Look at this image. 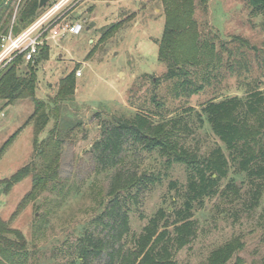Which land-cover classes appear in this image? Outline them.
Returning <instances> with one entry per match:
<instances>
[{
    "label": "rangeland",
    "instance_id": "obj_1",
    "mask_svg": "<svg viewBox=\"0 0 264 264\" xmlns=\"http://www.w3.org/2000/svg\"><path fill=\"white\" fill-rule=\"evenodd\" d=\"M18 2L10 26L15 21ZM57 3L58 9L42 26L43 42L50 50L47 59L35 64V94L49 101L61 78L73 69L81 74L75 77L74 95L60 103L56 117L54 137L60 141L54 177L11 220V214L31 189L32 175L8 191L3 190L1 181L30 161L42 170L46 160L34 154L33 125H25L33 111L32 100L23 98L5 104L0 99V147L16 133L0 155V218L23 234L29 253L27 264H68L75 256L77 239L86 230L103 237L111 234L104 224L93 221L106 202L113 169H102L92 151L102 122L111 115L132 117L150 108L152 93L164 102L168 117L192 107L187 118L191 130L182 134V140L204 155L216 145L223 150L224 146L202 114L199 124L195 111L200 110V105L214 97L243 96L248 87L264 90V16L253 13L247 0H192L198 43L190 76L196 82L206 78L203 89L193 95L179 91L175 79L163 77L166 65L157 57V41L165 18L161 0H48L39 17ZM72 22L81 23L79 34L61 31L58 37L51 35V30ZM115 22H121L119 29L101 41L102 30ZM232 36L245 38L256 49L240 47L231 41ZM12 59L0 63V70ZM19 66V74L28 72L22 58ZM53 122L49 121L39 139L48 135ZM125 147L128 150L122 153L119 163L123 168L138 172L162 169V159L156 154L134 150L130 142ZM169 180L185 183L183 165L173 164L162 181L142 193L138 204L130 207L131 232L138 233L158 208L171 210L175 193L168 188ZM229 180L243 192L244 175L231 166L219 193L194 209L196 234L174 252L177 264H200L211 250L229 240L242 245L226 264H264V188L258 206L247 209L245 194L242 203L240 197L224 189ZM119 244L129 247V236L114 247ZM105 260L103 253L90 264H103Z\"/></svg>",
    "mask_w": 264,
    "mask_h": 264
},
{
    "label": "trees",
    "instance_id": "obj_2",
    "mask_svg": "<svg viewBox=\"0 0 264 264\" xmlns=\"http://www.w3.org/2000/svg\"><path fill=\"white\" fill-rule=\"evenodd\" d=\"M161 1L165 5V18L162 35L157 41V57L166 65L163 77L166 80L175 79L177 88L184 94H196L203 89L206 78L196 82L190 76L189 67L196 59L198 43V33L192 19V0ZM207 1L201 0L202 3ZM247 2L253 13L264 16V0ZM15 3L16 0H0V38L9 32V27L11 33L17 35L41 13L39 0H19L15 21L10 26ZM120 25L121 22H115L105 27L101 41L116 32ZM231 41L237 42L240 47L256 49L240 36H232ZM49 50V46L43 42L38 53L26 62V74H19L21 55H17L0 70V99L5 104L23 98L32 100L33 111L25 125H33L34 154L46 160L42 170H37L30 161L1 181L3 190L8 191L24 177L32 175L31 189L21 199L10 220L28 199L35 197L54 177L60 141L54 137L56 117L60 103L70 99L75 91L76 70L73 69L59 80L49 101L36 96L35 64L47 59ZM148 102L150 108L138 111L132 117L111 115L102 122L100 137L92 144V151L97 164L102 169H113V173L106 192V202L93 222L104 224L111 234L103 237L86 230L77 239L75 256L68 264H90L103 253L106 254L103 264H177L174 252L188 244L196 234L194 209L202 207L205 199L219 193L221 182L228 176L231 166L244 175L243 192L230 180L224 189L232 191L240 199L245 194L247 209L258 206L264 188V90L248 87L243 96L214 97L200 105V110L195 111L199 124H202V114L225 150L216 145L204 155L194 152L182 140V134L191 130L187 118L193 112L192 107L185 108L182 114L168 117L164 113V102L155 93L150 95ZM51 119L54 121L53 128L45 138L39 139ZM15 135H11L1 145L0 155ZM127 142L131 143L134 150L156 154L162 159V169L138 172L123 168L119 163L122 153L128 150L125 147ZM173 164L183 165L186 180L180 185L175 180H169L168 188L175 193L171 210L158 208L138 233L131 232L128 221L130 207L138 204L142 193L160 183ZM126 236H129V247L125 248L124 244L114 247ZM241 245L237 240H229L211 250L200 264H226ZM26 247L23 234L0 218V264H27L29 253Z\"/></svg>",
    "mask_w": 264,
    "mask_h": 264
},
{
    "label": "built area",
    "instance_id": "obj_3",
    "mask_svg": "<svg viewBox=\"0 0 264 264\" xmlns=\"http://www.w3.org/2000/svg\"><path fill=\"white\" fill-rule=\"evenodd\" d=\"M58 7L59 3L55 4L17 35H13L11 31L2 35L0 38V63L10 61L17 54H20L25 62L30 61L38 53L39 46L43 43L42 26L54 15ZM81 30V23L72 22L62 28L51 30V35L58 37L61 31L77 35ZM80 74V70H76L75 75L79 76Z\"/></svg>",
    "mask_w": 264,
    "mask_h": 264
},
{
    "label": "water",
    "instance_id": "obj_4",
    "mask_svg": "<svg viewBox=\"0 0 264 264\" xmlns=\"http://www.w3.org/2000/svg\"><path fill=\"white\" fill-rule=\"evenodd\" d=\"M48 0H39V6L42 7Z\"/></svg>",
    "mask_w": 264,
    "mask_h": 264
}]
</instances>
